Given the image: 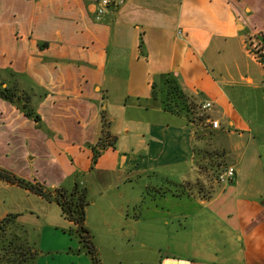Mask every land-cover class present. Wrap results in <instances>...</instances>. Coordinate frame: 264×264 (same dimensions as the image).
Masks as SVG:
<instances>
[{"label": "crops", "instance_id": "crops-1", "mask_svg": "<svg viewBox=\"0 0 264 264\" xmlns=\"http://www.w3.org/2000/svg\"><path fill=\"white\" fill-rule=\"evenodd\" d=\"M121 1L97 16V0H0V70L31 89L41 120L0 99V129L25 145L19 171L0 167L50 189H93L85 226L102 263L121 259L112 241L122 233L142 248L166 240L149 244L157 264H264V167L254 147L245 156L247 143L236 162L244 143L232 138L252 133L251 113L235 107L239 88L264 86L247 46L264 53V0ZM171 82L195 109L210 102L212 114H202L220 127L166 109ZM99 139L113 147L92 165L89 145ZM208 148L238 168L228 184L206 181L196 167L194 150ZM198 180L201 192L161 205L144 199L162 184ZM165 203L170 210L159 209ZM70 227L62 215L42 224L34 264H91Z\"/></svg>", "mask_w": 264, "mask_h": 264}, {"label": "rangeland", "instance_id": "rangeland-1", "mask_svg": "<svg viewBox=\"0 0 264 264\" xmlns=\"http://www.w3.org/2000/svg\"><path fill=\"white\" fill-rule=\"evenodd\" d=\"M250 53L253 54L254 57L256 55L262 57L261 54H257L254 51L250 50ZM239 89L240 98L236 102L235 107L240 110L246 109L251 113L249 119L252 125V133H244L242 138H238L236 134L232 136L234 141H237L238 143L240 142V144L244 143L243 147L241 146L239 152H236V162L238 161L239 155L243 152V148L247 143L249 148L248 153H246L245 156L249 155L250 148L254 147L255 154L257 155L256 157L261 161L257 168L261 169L264 167V86L259 90H248L245 88ZM212 110L213 109L208 110V113L212 114ZM12 121L15 122L17 119L13 118ZM15 133L10 134L8 132H4L3 129H0V163L6 165L9 168L14 167L19 171V161H21L20 159H22L25 154V145L23 144L21 138H19L20 136ZM210 139L211 138H209V140ZM209 142H211V140ZM208 150L211 151V154L216 158L215 162L217 161L218 164H220L219 166H229L226 164L224 165L222 155L217 156L213 148H208ZM7 167H4V169L8 170ZM233 167L236 170L235 175L238 174V168L235 166ZM238 167H240V165H238ZM156 189L157 190L144 192V199L146 201L156 199V202L160 203L161 205L164 203L163 200L165 196L169 197L168 199L173 201H175L174 199L180 198L179 194L173 195L175 192H179V189L173 185L162 184ZM88 199L89 203L90 201H97V193L93 189L88 190ZM43 200L44 199L40 200L38 198H32V196L29 198L25 196L22 188L0 180V218L2 216L5 217L8 214L18 213L17 223L26 231V235H23L20 231H16L15 233H12L16 235L13 237L10 235V233H8V231H0V264H26L23 262L24 259H22L21 253H25V257L28 259L32 253V250H28L26 246L23 250L20 249V247L24 245V241L33 246L35 244L34 247L39 250L38 240L40 227L42 224L53 222L54 218L61 217L62 215L57 204H55V206L46 204L43 202ZM165 205L166 207L161 206L159 209H169V205L167 203H165ZM139 210V208L129 209L126 213V216L133 218L134 213H139ZM91 238L95 246L92 235ZM142 241L143 240H132L127 238L126 234L122 235V233L115 237L112 243L115 247V251L120 252L119 256H121V259L116 262L110 261L108 264H157L156 260L159 255V250L150 249L149 244L157 245L159 241L163 244L166 240H146L143 243L144 248H142L140 245ZM17 246L19 247L17 248ZM162 251L164 252V249H162ZM143 253H146L144 261H142L140 258ZM112 255H114V250L111 253V256ZM98 257L100 264H107L101 262L99 253Z\"/></svg>", "mask_w": 264, "mask_h": 264}, {"label": "trees", "instance_id": "trees-1", "mask_svg": "<svg viewBox=\"0 0 264 264\" xmlns=\"http://www.w3.org/2000/svg\"><path fill=\"white\" fill-rule=\"evenodd\" d=\"M259 58H261L259 62L264 66V58ZM15 74L11 71L0 70V99L14 105L26 118L31 119L36 125H39L41 122L40 116L32 106V91L31 89L26 90L22 88ZM43 96L44 93L39 95V97ZM190 101V97L178 88L177 85H174L172 82L167 84L164 99L165 108L174 113L183 114L190 123L198 126L207 117L203 116L200 107L195 109V104ZM106 146L113 147V144H104L102 139H99L95 144L89 145L92 150V165L100 154L99 150ZM194 152L196 153V167L199 171L204 172L205 180L209 182L216 181V175L223 166H219L220 164L217 161L215 162L216 158L208 149H195ZM205 160L207 161L203 163ZM0 180L27 190L48 202H56L63 218L71 224V227L66 232L77 240L80 246L79 251H83L89 257L91 264H100L91 235L85 226V210L89 204L88 191L85 186L75 182L70 190L63 188L50 189L37 181L23 179L2 167H0ZM204 186L200 180L194 183L184 182L176 184V187L179 189V195H191L194 191L201 192V189L205 188ZM17 218V214H8L3 217L0 220V231H8L12 237L16 236L12 234L16 231H20L23 235H26V231L18 225ZM25 246L28 250L31 249L32 253L28 259H26L25 253H21L22 259H24L23 262L34 264L35 258L39 254L38 250L34 247L35 244L34 246L30 245L26 241H24V245L20 249L23 250Z\"/></svg>", "mask_w": 264, "mask_h": 264}, {"label": "built area", "instance_id": "built-area-1", "mask_svg": "<svg viewBox=\"0 0 264 264\" xmlns=\"http://www.w3.org/2000/svg\"><path fill=\"white\" fill-rule=\"evenodd\" d=\"M122 3L121 0H97V11H96V15L100 16L107 8L111 7V6H118ZM248 49H250L251 51H254L257 53V51L260 49V46L258 43H254L252 42V40H249L248 44ZM249 50V51H250ZM257 54H261V56L264 58V53H257ZM260 56L256 55L255 58L259 61L261 58H259ZM211 103L210 102H206L203 103L200 106V111L201 113L209 110L211 108ZM202 115V114H200ZM204 123L206 125H208V127L210 129H218L220 127L219 121L216 119H208L206 118L204 120ZM236 173V170L233 166H223L221 167V169L218 171L217 175H216V182L218 184H222V185H226L229 182L232 181V179L234 178Z\"/></svg>", "mask_w": 264, "mask_h": 264}]
</instances>
